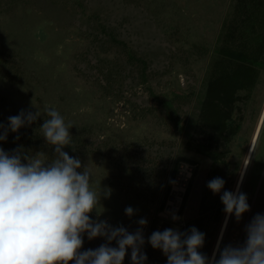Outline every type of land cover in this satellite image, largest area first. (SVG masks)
<instances>
[{
	"label": "rangeland",
	"instance_id": "1",
	"mask_svg": "<svg viewBox=\"0 0 264 264\" xmlns=\"http://www.w3.org/2000/svg\"><path fill=\"white\" fill-rule=\"evenodd\" d=\"M81 1L0 0V115L54 108L86 123L77 157L93 187L111 190L91 218L130 232L146 218L147 241L164 230L171 173H181L187 137H198L200 97L237 0ZM102 24L146 60L144 77ZM102 243L85 235L81 251ZM143 250L152 264V247Z\"/></svg>",
	"mask_w": 264,
	"mask_h": 264
},
{
	"label": "clouds",
	"instance_id": "2",
	"mask_svg": "<svg viewBox=\"0 0 264 264\" xmlns=\"http://www.w3.org/2000/svg\"><path fill=\"white\" fill-rule=\"evenodd\" d=\"M45 112L48 119L40 130L45 142L54 146L51 160L22 145L11 151L0 148V264H123L129 249L130 264H146V242L163 253L167 264H264L262 213L245 226L242 244L218 246L211 257L199 251L205 234L194 226L186 231L156 230L146 241V218L139 219L132 232L99 219V214L91 218L90 213L100 207L102 198L110 197L111 190L101 188L100 183L93 187L90 170L63 150L72 142V125L54 108ZM39 116L38 111L21 110L8 117L7 125L0 123V141H6L9 132L33 124ZM241 183L238 180L234 191L225 190L220 196L225 223L231 216L239 221L250 210ZM224 185L223 178L215 177L206 186L217 194ZM124 211L128 217L136 214L131 206ZM171 219L180 217L173 213ZM85 235L88 240L102 238L105 243L81 251Z\"/></svg>",
	"mask_w": 264,
	"mask_h": 264
},
{
	"label": "flooded vegetation",
	"instance_id": "3",
	"mask_svg": "<svg viewBox=\"0 0 264 264\" xmlns=\"http://www.w3.org/2000/svg\"><path fill=\"white\" fill-rule=\"evenodd\" d=\"M222 41L223 37L216 50V72L220 71L225 57L220 52ZM256 53V76L251 85H244L230 94L227 88L223 89L221 78H216L211 121L206 113L207 81L199 101L197 149L190 148L188 136L181 173L171 178L174 183L170 182L167 193L164 229L186 231L196 227L205 234L199 251L209 257L218 246L242 244L245 226L255 214H264V114L261 116L264 112V49ZM215 177L225 180L224 188L217 194L206 186ZM238 180L242 181L240 191L247 194L250 210L239 221L231 216L225 223L220 196L225 190L234 191ZM173 213L180 219L173 221ZM156 230L162 231L161 226L154 227L153 231ZM152 264H167L159 249L152 248Z\"/></svg>",
	"mask_w": 264,
	"mask_h": 264
},
{
	"label": "trees",
	"instance_id": "4",
	"mask_svg": "<svg viewBox=\"0 0 264 264\" xmlns=\"http://www.w3.org/2000/svg\"><path fill=\"white\" fill-rule=\"evenodd\" d=\"M75 5L83 6L81 0H72ZM102 31H106L105 24L101 25ZM109 37L116 43L122 44L126 48L125 41L116 38L113 32H107ZM223 41L220 52L223 57L221 69L219 72L215 70V61L211 68L207 98V116L212 120V111L214 105V92L216 78H221L223 89L227 88V92L237 91L244 85H251L256 76L254 64L258 55L256 51L264 49V0H237L232 16L229 18L222 35ZM126 55L129 60L136 61L141 65V76L146 75V60L126 48ZM235 58V60L233 59ZM234 63V64H232ZM35 113V112H33ZM40 116L31 125L20 128L16 133L9 132L6 141H0V146L11 151L22 145L25 149L31 150L33 153L42 152L44 157L51 160L54 156V146L47 144L43 138L40 126L43 121L48 119L46 112H39ZM8 119L0 115V123L7 125ZM66 124L72 125L69 129L72 136V142L69 146L64 147L71 157H81L86 153L85 132L87 124L74 127L70 121ZM198 126V124H197ZM19 139H15L16 137ZM197 138L192 137L189 141L190 148L197 149ZM175 169L171 173V178L175 175ZM170 178V180H171Z\"/></svg>",
	"mask_w": 264,
	"mask_h": 264
},
{
	"label": "bare ground",
	"instance_id": "5",
	"mask_svg": "<svg viewBox=\"0 0 264 264\" xmlns=\"http://www.w3.org/2000/svg\"><path fill=\"white\" fill-rule=\"evenodd\" d=\"M263 114H264V112L262 113L261 116H263ZM259 123H260V122H259ZM259 126H260V124L258 125L257 129L259 128ZM257 129H256V131H257ZM256 131H255V134H256ZM255 138H256V137H254V140H255ZM246 165H247V164H246Z\"/></svg>",
	"mask_w": 264,
	"mask_h": 264
},
{
	"label": "crops",
	"instance_id": "6",
	"mask_svg": "<svg viewBox=\"0 0 264 264\" xmlns=\"http://www.w3.org/2000/svg\"><path fill=\"white\" fill-rule=\"evenodd\" d=\"M262 118H263V117H262ZM258 129H259V128H258ZM258 129H257L256 134L254 135V137H258V135H257V134H258V131H259ZM255 141H256V138H255Z\"/></svg>",
	"mask_w": 264,
	"mask_h": 264
}]
</instances>
